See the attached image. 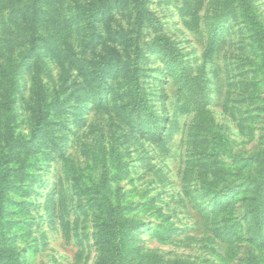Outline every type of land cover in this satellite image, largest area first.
<instances>
[{
	"label": "rangeland",
	"instance_id": "374dc122",
	"mask_svg": "<svg viewBox=\"0 0 264 264\" xmlns=\"http://www.w3.org/2000/svg\"><path fill=\"white\" fill-rule=\"evenodd\" d=\"M235 1L0 0V264H264V0L261 32Z\"/></svg>",
	"mask_w": 264,
	"mask_h": 264
},
{
	"label": "trees",
	"instance_id": "16d2710c",
	"mask_svg": "<svg viewBox=\"0 0 264 264\" xmlns=\"http://www.w3.org/2000/svg\"><path fill=\"white\" fill-rule=\"evenodd\" d=\"M100 1H102V0H100ZM235 2H236L237 7H239L243 18L249 23V25L251 27H253L257 32H261V30H262L261 25L258 23L256 16L254 15V13L252 11L250 0H236ZM82 13H83V11H81V9H79V11H77V16H84ZM16 67L17 66H15V65H10L7 68H3L2 64H0V79H1V83H2L3 93L5 94L4 104H2L3 106L1 105L0 108H2L4 110L10 109V106H11V98H12L14 90H15L14 89L13 72L16 70ZM5 126L6 125L3 124V129H5ZM10 141H11V137H7L6 133H4V135L2 137V145H0V150H3L4 147L6 145H8ZM259 185H260V183H259ZM0 186H1V184H0ZM260 186H262V185H260ZM3 191H4L3 188L0 189V218H1V214H2V205H3V194L2 193H3ZM126 207H127L126 205H120V209L122 211ZM241 258H240V260H241L240 264H254L253 259H250L251 256L248 253H247V255L244 254V256H242ZM178 260L179 259L175 260L174 264H182V262H180ZM189 264H191V263H189Z\"/></svg>",
	"mask_w": 264,
	"mask_h": 264
}]
</instances>
